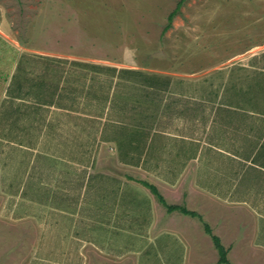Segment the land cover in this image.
<instances>
[{"label":"crops","instance_id":"obj_1","mask_svg":"<svg viewBox=\"0 0 264 264\" xmlns=\"http://www.w3.org/2000/svg\"><path fill=\"white\" fill-rule=\"evenodd\" d=\"M4 38L18 53L0 95V222L37 262L117 264L164 237L186 252L213 241L208 224L229 260L252 247L264 264V102L248 87Z\"/></svg>","mask_w":264,"mask_h":264},{"label":"rangeland","instance_id":"obj_2","mask_svg":"<svg viewBox=\"0 0 264 264\" xmlns=\"http://www.w3.org/2000/svg\"><path fill=\"white\" fill-rule=\"evenodd\" d=\"M178 1L0 0V95L18 53L17 47L4 38L9 37L62 57L198 73L194 84L198 86L242 85L250 89L247 96L252 103L261 108L264 0H188L164 34L168 16ZM249 64L250 68L244 66ZM228 71L240 72V79L234 80V74L230 77ZM2 112L0 99V119ZM8 149L12 148L5 149L6 155L11 152ZM2 160L0 155V168ZM9 229L8 224L0 222V264H44L35 260L30 243L25 244L18 234L9 236ZM181 240L164 237L152 245L144 242L145 246L136 249L140 253L128 254L117 264H214L218 251L211 239L203 238L200 248L191 247L186 252L184 246L178 247ZM248 253L234 254L230 260L233 264L239 260L262 264L261 255L253 253L252 247Z\"/></svg>","mask_w":264,"mask_h":264},{"label":"trees","instance_id":"obj_3","mask_svg":"<svg viewBox=\"0 0 264 264\" xmlns=\"http://www.w3.org/2000/svg\"><path fill=\"white\" fill-rule=\"evenodd\" d=\"M188 0H179L176 8L169 14L168 16V22L165 25L164 29H163V33L165 34L169 29H171V27L173 26V20L176 17L177 14H179V12L181 11V8L186 4ZM145 185L147 187H149L151 189V191L158 197L159 201L162 202L165 206H167L168 211L172 212L174 210H181L182 212H184L185 214H189L192 216H198L197 213L192 212L187 210L184 207H180V206H176V205H169L166 200L164 199V197L161 195V193L159 192V190L157 189L156 186L149 184L147 182H145ZM205 230L206 232L211 235L213 242L218 250L219 253V264H231L229 259H228V251L227 249L224 247V245L221 242V239L214 235L212 232L211 227L208 224H205Z\"/></svg>","mask_w":264,"mask_h":264}]
</instances>
